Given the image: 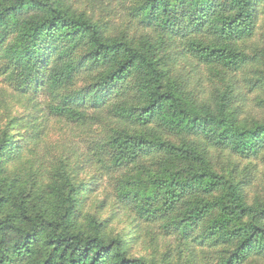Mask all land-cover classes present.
Returning a JSON list of instances; mask_svg holds the SVG:
<instances>
[{
    "label": "trees",
    "instance_id": "1",
    "mask_svg": "<svg viewBox=\"0 0 264 264\" xmlns=\"http://www.w3.org/2000/svg\"><path fill=\"white\" fill-rule=\"evenodd\" d=\"M0 264H264V0H0Z\"/></svg>",
    "mask_w": 264,
    "mask_h": 264
}]
</instances>
